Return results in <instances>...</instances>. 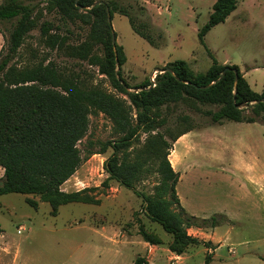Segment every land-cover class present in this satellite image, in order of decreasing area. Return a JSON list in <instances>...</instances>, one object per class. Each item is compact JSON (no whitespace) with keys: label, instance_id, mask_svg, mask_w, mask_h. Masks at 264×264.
I'll use <instances>...</instances> for the list:
<instances>
[{"label":"rangeland","instance_id":"1","mask_svg":"<svg viewBox=\"0 0 264 264\" xmlns=\"http://www.w3.org/2000/svg\"><path fill=\"white\" fill-rule=\"evenodd\" d=\"M26 1L44 8L41 21L58 24L60 30L53 33L60 31L67 36V42L77 44L85 38L88 26L80 22L64 24L57 12L46 10L48 0ZM119 1L136 16V22L149 25L147 31L158 45L135 33L127 16L114 13L116 41L127 54L122 69L131 85L155 78L169 62L178 59L187 61L195 72H205L212 64L210 50L220 63L251 70L249 79L254 90L264 86V0H241L235 16L210 29L205 44L198 32L208 22L216 0ZM142 6L149 18L142 13ZM14 23L15 20L0 22V50ZM44 57L80 72L89 82L115 91L96 66L49 49L36 28L27 35L17 61L36 63ZM209 108L206 104L196 107L184 102L171 106L173 131L187 125L192 130L173 144L168 157L180 178L183 176L177 190L186 210L200 217L223 213L232 221L224 219L214 228L188 229L190 234L204 240L210 233L214 241L210 248L191 244L181 254L172 252L169 249L172 235L146 216L142 197L113 179L107 180L104 161L112 152L109 148L105 153L83 159L63 186L66 191L96 188L93 193L100 199L98 204H63L58 214L53 215L48 202H40L38 208L28 204L25 199L32 195L0 196V264H133L138 255H145L149 264H205L209 251L213 252L211 264H264V212H257L248 199H243L236 182L237 178L246 181L248 174L231 168L229 173L224 171L227 162L252 159L258 132L250 127L256 126L232 120L222 124L212 122L204 114ZM183 115L190 116L189 122L181 123L179 118ZM113 136L112 121L103 113L92 114L87 134L78 145L84 155L88 139L106 141ZM158 179L159 175L153 173L137 189L151 194ZM21 226L23 230L19 233ZM141 227L160 242L145 241Z\"/></svg>","mask_w":264,"mask_h":264},{"label":"trees","instance_id":"2","mask_svg":"<svg viewBox=\"0 0 264 264\" xmlns=\"http://www.w3.org/2000/svg\"><path fill=\"white\" fill-rule=\"evenodd\" d=\"M240 1H215L208 22L198 32L203 44L210 29L224 22ZM95 2H47L46 10L57 12L64 24L80 22L88 26L85 38L77 44L67 42V36L60 31L53 33L60 30L58 24L41 21L44 8L39 4L26 0H3L0 4V22L15 20L0 50V166L4 169L0 195L21 193L38 197L28 196L25 200L34 208L40 202H48L53 215L63 204H98L100 199L93 193L96 188L66 191L61 186L75 174L83 159L111 148L104 161L107 180L113 179L142 197L146 216L172 235L169 249L181 254L191 244L210 248L211 240L194 236L188 229L214 228L224 219L232 221L223 213L210 217L193 215L182 205L177 191L180 173L168 156L173 144L192 127L173 131L170 108L178 102L196 107L206 104L211 108L204 114L215 123H264V88L255 91L238 65L220 63L210 50L212 64L205 72H195L187 61L178 59L164 67L172 72L157 74L155 85L151 86L149 79L131 85L122 69L127 54L123 45L113 42L116 32L108 21L107 8L111 18L116 12L127 16L135 33L158 45L147 31L149 25L136 22V16L119 0ZM141 10L149 18L146 8L142 6ZM36 28L49 49L96 66L116 92L89 82L85 75L63 67L55 59L44 57L36 63L19 64L17 56L25 39ZM99 113L112 121L114 136L106 141L88 139L83 155L78 144L87 134L90 116ZM179 119L186 123L190 116ZM153 173L159 175L153 192L139 191L137 185ZM141 232L145 241L160 242L142 227ZM212 255V251L207 252L205 264H211ZM133 264L149 263L145 255H138Z\"/></svg>","mask_w":264,"mask_h":264},{"label":"crops","instance_id":"3","mask_svg":"<svg viewBox=\"0 0 264 264\" xmlns=\"http://www.w3.org/2000/svg\"><path fill=\"white\" fill-rule=\"evenodd\" d=\"M230 16L232 17L235 16V10L229 15V17ZM223 64H232V63L225 62ZM240 70L243 73L246 80L248 81V83L250 84V86L252 87V84L249 79V73L251 70H243L241 68ZM263 88L264 86L258 92H261ZM247 123L251 124V126H256L255 128L250 127V129L252 130L256 129V131L258 132V136L255 137L256 139L255 141L257 145L255 146V149H252V153H253L252 159L251 160L238 159L236 160V163L227 162V164H225L224 171L229 173L230 172L229 168H231L236 172L248 174L246 181H244L243 179H238V178L236 179L237 187L238 189H240L243 199L245 200L248 199L249 204L253 206V208L256 209L257 212H262V211L264 212V123L263 122H247ZM3 174H4V169L2 166H0V178L3 176ZM182 177L183 176H181V178L179 179V182L182 181ZM64 184L61 186L62 189ZM249 185L251 189H249ZM225 215L230 220L229 215L227 214ZM205 240L213 241V236L210 235V233H207V237Z\"/></svg>","mask_w":264,"mask_h":264},{"label":"water","instance_id":"4","mask_svg":"<svg viewBox=\"0 0 264 264\" xmlns=\"http://www.w3.org/2000/svg\"><path fill=\"white\" fill-rule=\"evenodd\" d=\"M103 1H97V2H95V4H99V3H102ZM107 12H108V21L110 22V23H112V18H111V14H110V11H109V8H107ZM113 42H115L116 41V35H115V33H113ZM118 69L119 68H117V71H118ZM162 71L163 72H165V71H170V72H172V70L170 69V68H163L162 69ZM224 73V72H223ZM151 79H152V77H151ZM152 86V85H151ZM135 91H137V90H135Z\"/></svg>","mask_w":264,"mask_h":264},{"label":"built area","instance_id":"5","mask_svg":"<svg viewBox=\"0 0 264 264\" xmlns=\"http://www.w3.org/2000/svg\"><path fill=\"white\" fill-rule=\"evenodd\" d=\"M151 85H155V78L154 76H152V79H151ZM23 230L22 226L18 228V232L20 233L21 231Z\"/></svg>","mask_w":264,"mask_h":264}]
</instances>
